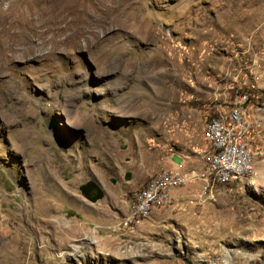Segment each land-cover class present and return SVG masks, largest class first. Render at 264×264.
<instances>
[{
	"label": "rangeland",
	"instance_id": "obj_1",
	"mask_svg": "<svg viewBox=\"0 0 264 264\" xmlns=\"http://www.w3.org/2000/svg\"><path fill=\"white\" fill-rule=\"evenodd\" d=\"M143 1L166 35L183 36L170 44L189 61L182 84L151 80L145 42L114 40L121 65L71 39L30 61L0 57V264H264V0ZM243 95L250 174L211 197L188 182L187 195L118 230L151 174L199 170L205 120Z\"/></svg>",
	"mask_w": 264,
	"mask_h": 264
},
{
	"label": "bare ground",
	"instance_id": "obj_2",
	"mask_svg": "<svg viewBox=\"0 0 264 264\" xmlns=\"http://www.w3.org/2000/svg\"><path fill=\"white\" fill-rule=\"evenodd\" d=\"M75 1L65 3L61 0H34L39 5L37 8L35 5V9L27 8L17 12L18 8L13 13L0 9V57L4 62L33 60L45 52H56L71 39L70 43L75 49L86 48L90 53L101 55L109 63L120 60L121 65L126 48L119 55L116 51L118 45L114 40L120 39V47L124 46L126 40L145 42L148 46H145V56L153 63L154 68H158L151 80L155 81L159 77V84H162V80L182 84L179 64L189 61L180 48L183 53L178 50L180 52L174 54L176 50L170 44L183 36L176 37L172 35L173 32L166 35L165 26L147 13L143 0H93L94 9L78 5ZM179 1L180 4L185 2ZM261 9L264 10V7ZM149 19L153 23L150 24ZM149 43L153 45L150 46ZM202 58L199 56L198 62ZM189 65L191 67L192 62Z\"/></svg>",
	"mask_w": 264,
	"mask_h": 264
},
{
	"label": "built area",
	"instance_id": "obj_3",
	"mask_svg": "<svg viewBox=\"0 0 264 264\" xmlns=\"http://www.w3.org/2000/svg\"><path fill=\"white\" fill-rule=\"evenodd\" d=\"M239 99L225 108L217 109L205 120L202 138L206 148L202 165L190 171L179 168L162 169L151 174L145 184L130 196L127 213L122 216L117 229L133 231L147 220L153 210L171 203V191L198 179L202 195L213 196V189L250 174L254 150L248 135L250 124L246 120L245 101Z\"/></svg>",
	"mask_w": 264,
	"mask_h": 264
},
{
	"label": "crops",
	"instance_id": "obj_4",
	"mask_svg": "<svg viewBox=\"0 0 264 264\" xmlns=\"http://www.w3.org/2000/svg\"><path fill=\"white\" fill-rule=\"evenodd\" d=\"M204 126V125H203ZM248 135H249V137H250V139H251V144H252V141H253V137L250 135V131L248 132ZM252 149H253V144H252ZM176 168H178V167H176ZM190 187V186H189ZM189 191H190V189L189 188H187V187H179V188H176V189H174V190H172L171 191V197L174 199V201H175V199L176 198H178L177 196H179V198L181 197V196H185V195H187L188 193H189ZM178 198V199H179ZM157 210L159 209V208H156ZM155 209V210H156ZM154 210V211H155ZM126 211V210H125ZM127 213V212H126ZM113 219L114 218V216H110L109 218L107 217L106 219Z\"/></svg>",
	"mask_w": 264,
	"mask_h": 264
},
{
	"label": "flooded vegetation",
	"instance_id": "obj_5",
	"mask_svg": "<svg viewBox=\"0 0 264 264\" xmlns=\"http://www.w3.org/2000/svg\"><path fill=\"white\" fill-rule=\"evenodd\" d=\"M91 186H92V185H90V187H91ZM90 187H89V188H90ZM89 188H88V191H89L90 189H92V187H91L90 189H89ZM86 193H87V192H86Z\"/></svg>",
	"mask_w": 264,
	"mask_h": 264
},
{
	"label": "water",
	"instance_id": "obj_6",
	"mask_svg": "<svg viewBox=\"0 0 264 264\" xmlns=\"http://www.w3.org/2000/svg\"><path fill=\"white\" fill-rule=\"evenodd\" d=\"M97 197H99V196H97ZM97 197H96V198H97Z\"/></svg>",
	"mask_w": 264,
	"mask_h": 264
}]
</instances>
